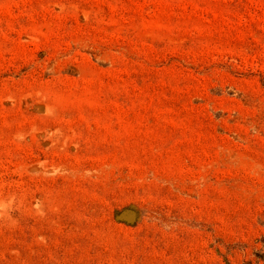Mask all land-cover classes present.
<instances>
[{
	"label": "rangeland",
	"instance_id": "1",
	"mask_svg": "<svg viewBox=\"0 0 264 264\" xmlns=\"http://www.w3.org/2000/svg\"><path fill=\"white\" fill-rule=\"evenodd\" d=\"M0 264H264V0H0Z\"/></svg>",
	"mask_w": 264,
	"mask_h": 264
}]
</instances>
